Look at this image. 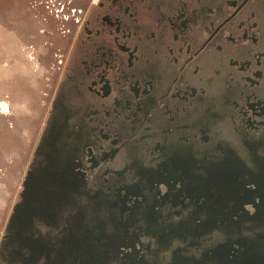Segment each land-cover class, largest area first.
I'll list each match as a JSON object with an SVG mask.
<instances>
[{"label":"flooded vegetation","instance_id":"1","mask_svg":"<svg viewBox=\"0 0 264 264\" xmlns=\"http://www.w3.org/2000/svg\"><path fill=\"white\" fill-rule=\"evenodd\" d=\"M0 264H264V0H91Z\"/></svg>","mask_w":264,"mask_h":264},{"label":"rangeland","instance_id":"2","mask_svg":"<svg viewBox=\"0 0 264 264\" xmlns=\"http://www.w3.org/2000/svg\"><path fill=\"white\" fill-rule=\"evenodd\" d=\"M91 0H0V235Z\"/></svg>","mask_w":264,"mask_h":264},{"label":"water","instance_id":"3","mask_svg":"<svg viewBox=\"0 0 264 264\" xmlns=\"http://www.w3.org/2000/svg\"><path fill=\"white\" fill-rule=\"evenodd\" d=\"M17 209H18V208L16 207V208H15V212H16V213L18 212Z\"/></svg>","mask_w":264,"mask_h":264}]
</instances>
